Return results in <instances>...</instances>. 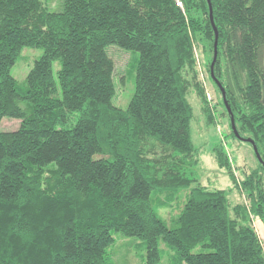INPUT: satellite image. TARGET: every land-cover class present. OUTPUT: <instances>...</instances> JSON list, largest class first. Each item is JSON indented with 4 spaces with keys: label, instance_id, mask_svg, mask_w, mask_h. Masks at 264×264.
Masks as SVG:
<instances>
[{
    "label": "trees",
    "instance_id": "obj_1",
    "mask_svg": "<svg viewBox=\"0 0 264 264\" xmlns=\"http://www.w3.org/2000/svg\"><path fill=\"white\" fill-rule=\"evenodd\" d=\"M180 1L61 0L50 11L0 0V120H20L0 131V264H110L113 233L144 243L142 264H156L160 240L184 264H264L249 218L264 224V0ZM109 45L137 53L124 109L112 102ZM24 47L42 53L19 86L11 68ZM196 55L256 147L241 182L248 209L194 178L186 95L206 102ZM213 155L230 172L220 145ZM181 189L169 228L154 199Z\"/></svg>",
    "mask_w": 264,
    "mask_h": 264
},
{
    "label": "rangeland",
    "instance_id": "obj_2",
    "mask_svg": "<svg viewBox=\"0 0 264 264\" xmlns=\"http://www.w3.org/2000/svg\"><path fill=\"white\" fill-rule=\"evenodd\" d=\"M40 1L50 11L60 9L61 0ZM198 45L199 47L195 46L198 48L194 52L197 55L200 53L199 56L201 55L204 58L201 47L206 50L205 43L199 40ZM41 53V48L24 47L21 50L11 68V75L19 86L23 84L33 61ZM106 53L114 63L112 79L115 85V95L112 102L115 106L124 109L134 92V64L137 53L115 45L107 46ZM198 59V78L204 88L206 102L201 103L194 88L186 95L193 113L190 120V138L197 149L198 156V164L193 169L194 178H197L196 182L208 188L225 189L232 204L241 202L247 207L249 201L241 182L246 175L258 167V161L255 158L251 144L237 139L232 134L230 119L222 104L221 95L205 67H202L201 59L199 57ZM204 66L206 65L204 64ZM58 67L59 63L55 61L52 65L54 76ZM19 124V119L3 117L0 120V131L15 130ZM215 145L222 147L230 172L219 167L216 163L213 155ZM187 191V189H181L175 194L165 191L160 194L157 193L155 196L156 214L169 228L175 227L176 217ZM249 218L264 250V224L251 211H249ZM112 237V242L106 251L110 264H142L145 261V245L141 240L134 237H124L118 233H113ZM158 246L160 254L156 264H184L174 259L173 250L161 240Z\"/></svg>",
    "mask_w": 264,
    "mask_h": 264
},
{
    "label": "water",
    "instance_id": "obj_3",
    "mask_svg": "<svg viewBox=\"0 0 264 264\" xmlns=\"http://www.w3.org/2000/svg\"><path fill=\"white\" fill-rule=\"evenodd\" d=\"M207 1H208V0H207ZM209 8H210V20H211V22H212V17H211V7H210V5H209ZM215 38H216V34H215ZM215 58H216V41H215V43H214V57H213V61H212V63H211V75H212L213 78H214V75H213L212 67H213V63H214V61H215ZM214 79H215V78H214ZM215 82H216L217 86L219 87V89H220V91H221V95H222L223 102H224V104H225V107H226V109H227L229 115H230V124H231V128H232V130H233L235 136H236L237 138H239L240 140H242V141H246V142H249V143H251V144L253 145V142H252L249 138H243V137H241V136L236 132V129H235V126H234L233 116H232V114H231L230 108H229V106H228V104H227V101H226V98H225V92H224V89L221 87V85H220L216 80H215ZM253 151H254L255 156L257 157V159H259V156H258V153H257L256 147H255L254 145H253Z\"/></svg>",
    "mask_w": 264,
    "mask_h": 264
},
{
    "label": "built area",
    "instance_id": "obj_4",
    "mask_svg": "<svg viewBox=\"0 0 264 264\" xmlns=\"http://www.w3.org/2000/svg\"><path fill=\"white\" fill-rule=\"evenodd\" d=\"M176 5L181 6V3L178 0H176Z\"/></svg>",
    "mask_w": 264,
    "mask_h": 264
}]
</instances>
